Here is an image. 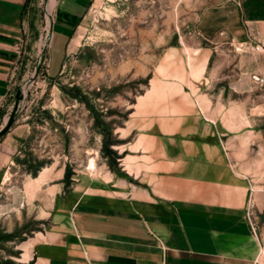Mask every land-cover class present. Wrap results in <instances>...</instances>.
<instances>
[{
	"label": "crops",
	"instance_id": "1",
	"mask_svg": "<svg viewBox=\"0 0 264 264\" xmlns=\"http://www.w3.org/2000/svg\"><path fill=\"white\" fill-rule=\"evenodd\" d=\"M91 3L50 0L47 74L54 53L62 56L58 76L79 52L76 31ZM31 6L32 0H0V129L31 74L32 54L36 64L41 58L27 21ZM191 26L198 36L189 42L179 36L171 46V57L185 55L183 71L171 73L166 89L149 85L116 131L124 139L118 172H90L67 190L57 162L29 178L25 190L35 194L47 226L22 243L24 264L255 262L260 240L247 218L254 202L249 166L226 150L233 139L221 127L225 109L244 110L248 122L264 120V82L252 79L264 78V0L205 6ZM240 42L246 43L240 51L228 46ZM223 66L227 85L219 84ZM164 89L167 97L157 100ZM21 118L0 135V189L31 134Z\"/></svg>",
	"mask_w": 264,
	"mask_h": 264
},
{
	"label": "rangeland",
	"instance_id": "2",
	"mask_svg": "<svg viewBox=\"0 0 264 264\" xmlns=\"http://www.w3.org/2000/svg\"><path fill=\"white\" fill-rule=\"evenodd\" d=\"M221 1L92 0L76 31L81 48L66 58L56 76L62 56L54 53L49 75L44 60L50 0H32L27 21L32 42L37 40L42 50L37 64L32 54L31 74L17 87L23 88L19 118L30 123L31 134L0 189V264H24L22 243L47 226L41 207L33 200L35 194L25 190L32 175L20 160H42L44 165L57 162L64 169L65 190L85 182L90 172H118L121 148L117 146L124 139L116 131L127 119L130 105L151 84L170 87L171 73L182 72L185 61L182 51L171 57V46L179 36L187 41L197 37L191 26L197 12ZM228 46L235 49L238 43ZM222 70L219 84L227 85L224 77L230 73L224 66ZM165 89L154 97H167ZM223 112L221 128L226 139H233L224 146L249 166L246 176L254 189L249 211L260 240L253 264H264V120L248 122L242 109ZM134 132L125 140H131Z\"/></svg>",
	"mask_w": 264,
	"mask_h": 264
},
{
	"label": "built area",
	"instance_id": "3",
	"mask_svg": "<svg viewBox=\"0 0 264 264\" xmlns=\"http://www.w3.org/2000/svg\"><path fill=\"white\" fill-rule=\"evenodd\" d=\"M47 36H48V35H47ZM47 36H46V38H45V42H46V40H47ZM245 44H246L245 42H240V43H238V46L235 47V50H236V51H240V50L244 49V48H245ZM44 46H46V44H45ZM253 48H254L255 50H259V49H261L262 47H261V45H259V44H255V45L253 46ZM252 79H253L256 83H259V84H261V83L264 82V78L261 77V76H254V75H252ZM23 86H24V85H23ZM22 89H23L22 87L19 89V93H20V95L23 93V92H22ZM19 97H20V96H19ZM18 102H19V99H18ZM13 109H14V107H13ZM13 109H11V110L13 111ZM12 111H11V112H12ZM15 114H16V118H15V120H17V118H19L20 116L23 115V110H22V108H20L19 103H17L16 109H15ZM11 164H13V163H11ZM247 218H248V220H249V222H250V226H251V229H252L253 233L256 235V229H255V225H254V223H253L252 220H251L250 211H248V213H247Z\"/></svg>",
	"mask_w": 264,
	"mask_h": 264
},
{
	"label": "trees",
	"instance_id": "4",
	"mask_svg": "<svg viewBox=\"0 0 264 264\" xmlns=\"http://www.w3.org/2000/svg\"><path fill=\"white\" fill-rule=\"evenodd\" d=\"M109 152H112V151L109 150ZM16 161H19V159L16 158ZM20 162L27 163L29 172L32 176H36L38 170H40V168L43 167L45 163L44 161L37 160V159H35L34 162L32 161V159L20 160ZM67 178H68V172H65V179Z\"/></svg>",
	"mask_w": 264,
	"mask_h": 264
},
{
	"label": "water",
	"instance_id": "5",
	"mask_svg": "<svg viewBox=\"0 0 264 264\" xmlns=\"http://www.w3.org/2000/svg\"><path fill=\"white\" fill-rule=\"evenodd\" d=\"M19 96H20V93L18 92L16 94V101H15L14 109L11 112V114L9 115L8 120H7L6 124L4 125V127H2V129H0V135L5 133L10 128V126L15 122V118H16L15 109H16V106L18 103Z\"/></svg>",
	"mask_w": 264,
	"mask_h": 264
}]
</instances>
